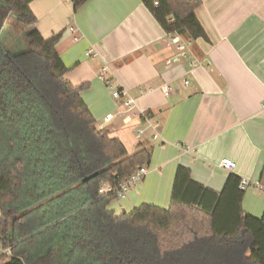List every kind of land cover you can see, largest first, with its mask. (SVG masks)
I'll list each match as a JSON object with an SVG mask.
<instances>
[{"label": "trees", "instance_id": "16d2710c", "mask_svg": "<svg viewBox=\"0 0 264 264\" xmlns=\"http://www.w3.org/2000/svg\"><path fill=\"white\" fill-rule=\"evenodd\" d=\"M32 1L0 0V245L11 252L0 263L264 264V213L244 210L235 173L215 191L180 165L168 207L109 208L153 149L129 153L96 125L81 96L87 84L65 77L61 32L42 35ZM87 1L72 0L74 10ZM141 1L167 33L209 39L200 0ZM103 182L112 190L101 194Z\"/></svg>", "mask_w": 264, "mask_h": 264}, {"label": "crops", "instance_id": "0c3cea01", "mask_svg": "<svg viewBox=\"0 0 264 264\" xmlns=\"http://www.w3.org/2000/svg\"><path fill=\"white\" fill-rule=\"evenodd\" d=\"M200 1L196 13L209 39L180 35L186 56L141 0H88L77 11L72 0L30 4L45 38L61 32L57 50L65 77L75 86L87 84L81 96L96 125L129 153L140 144L153 149L147 176L109 204L116 214L142 203L168 207L180 165L215 191L231 173L246 178L244 210L264 213V0ZM103 62L136 99L130 121L123 100L99 77ZM148 119L153 128L139 134ZM224 158L234 160L233 171L221 166Z\"/></svg>", "mask_w": 264, "mask_h": 264}, {"label": "built area", "instance_id": "2783aa9c", "mask_svg": "<svg viewBox=\"0 0 264 264\" xmlns=\"http://www.w3.org/2000/svg\"><path fill=\"white\" fill-rule=\"evenodd\" d=\"M171 43H175V45L179 48V50H181L182 54L185 56L187 55L186 50H185L187 43L181 42L180 35L172 36ZM91 53L92 51L89 50L87 52V55H91ZM99 77L105 82L113 98L117 100H123V105L125 106V113H126L125 120L130 121L131 117L136 114L135 112V109L137 107L136 99L130 96L127 90H123L117 86V82L114 80L113 77H111V71H110L109 66L104 62L100 66ZM187 83L188 81L185 80V84ZM162 89L166 95H169L171 92V87L169 85H164ZM110 119H111L110 116H106L104 118V121L107 122ZM147 122H148V125L145 129L138 130L139 134H143L147 129L153 128V124L150 122L149 119L147 120ZM99 128L103 129L102 125ZM221 166L224 167L228 171H233L236 167V164L234 160H232L231 158H224L221 161ZM147 174H148V168L146 166H142L138 168L137 171L133 175H131L129 178L121 182L118 186V191H117L118 198H121V197L125 198L129 190L137 182L143 180L147 176ZM248 185H249V181L246 178H241L240 188L246 189ZM110 190H112V187L109 185V183L103 182L100 188V193L104 194ZM2 254L9 256L11 252L9 249L4 250L2 247H0V257Z\"/></svg>", "mask_w": 264, "mask_h": 264}, {"label": "rangeland", "instance_id": "374dc122", "mask_svg": "<svg viewBox=\"0 0 264 264\" xmlns=\"http://www.w3.org/2000/svg\"><path fill=\"white\" fill-rule=\"evenodd\" d=\"M12 26L14 27L15 32H16L17 34H20L21 30H20L18 27H15L13 24H12ZM126 196H127V195H126ZM121 199H123V197H121Z\"/></svg>", "mask_w": 264, "mask_h": 264}, {"label": "water", "instance_id": "95a60500", "mask_svg": "<svg viewBox=\"0 0 264 264\" xmlns=\"http://www.w3.org/2000/svg\"><path fill=\"white\" fill-rule=\"evenodd\" d=\"M98 175V172H96V173H94V174H92L91 176H89V177H94V176H97Z\"/></svg>", "mask_w": 264, "mask_h": 264}]
</instances>
